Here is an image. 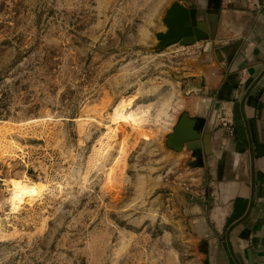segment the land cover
<instances>
[{
    "label": "rangeland",
    "instance_id": "obj_1",
    "mask_svg": "<svg viewBox=\"0 0 264 264\" xmlns=\"http://www.w3.org/2000/svg\"><path fill=\"white\" fill-rule=\"evenodd\" d=\"M173 1L0 0V264H201Z\"/></svg>",
    "mask_w": 264,
    "mask_h": 264
},
{
    "label": "crops",
    "instance_id": "obj_2",
    "mask_svg": "<svg viewBox=\"0 0 264 264\" xmlns=\"http://www.w3.org/2000/svg\"><path fill=\"white\" fill-rule=\"evenodd\" d=\"M206 15L201 35L180 41L191 54L177 76L192 98L203 164L186 159L194 179L179 183L177 199L201 264H264V0H221L216 22ZM222 108L232 131L219 124Z\"/></svg>",
    "mask_w": 264,
    "mask_h": 264
},
{
    "label": "water",
    "instance_id": "obj_3",
    "mask_svg": "<svg viewBox=\"0 0 264 264\" xmlns=\"http://www.w3.org/2000/svg\"><path fill=\"white\" fill-rule=\"evenodd\" d=\"M201 4V0H182V3L175 0L171 3L167 14V36L170 40H180L188 44L201 35L197 29L203 21H195L196 14L203 11ZM220 10L221 0H209L207 18L210 16L215 23ZM196 119L190 116L187 110L182 111L165 139L166 144L175 150H182L185 145L192 151L194 159L188 161L191 166L203 164L200 132L195 127Z\"/></svg>",
    "mask_w": 264,
    "mask_h": 264
},
{
    "label": "bare ground",
    "instance_id": "obj_4",
    "mask_svg": "<svg viewBox=\"0 0 264 264\" xmlns=\"http://www.w3.org/2000/svg\"><path fill=\"white\" fill-rule=\"evenodd\" d=\"M209 21L213 22L210 16L208 17ZM198 32L200 33L201 30L198 28ZM40 186V183H28L26 180L23 179H14L10 185L9 193H10V200L13 205H17L20 200L26 195V193L35 192L37 187ZM42 186V185H41ZM40 186V187H41ZM46 186V185H45ZM44 187V186H43Z\"/></svg>",
    "mask_w": 264,
    "mask_h": 264
},
{
    "label": "built area",
    "instance_id": "obj_5",
    "mask_svg": "<svg viewBox=\"0 0 264 264\" xmlns=\"http://www.w3.org/2000/svg\"><path fill=\"white\" fill-rule=\"evenodd\" d=\"M218 120L219 122L225 126L229 131H232V120L231 118L227 115V109L222 108L220 113L218 114Z\"/></svg>",
    "mask_w": 264,
    "mask_h": 264
}]
</instances>
